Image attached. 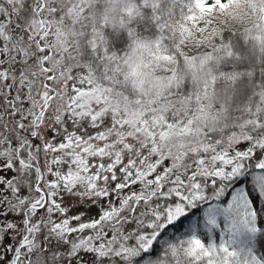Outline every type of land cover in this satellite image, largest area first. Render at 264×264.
I'll return each instance as SVG.
<instances>
[{"label":"snow or ice","instance_id":"1","mask_svg":"<svg viewBox=\"0 0 264 264\" xmlns=\"http://www.w3.org/2000/svg\"><path fill=\"white\" fill-rule=\"evenodd\" d=\"M250 169L264 0H0V264H264Z\"/></svg>","mask_w":264,"mask_h":264},{"label":"trees","instance_id":"2","mask_svg":"<svg viewBox=\"0 0 264 264\" xmlns=\"http://www.w3.org/2000/svg\"><path fill=\"white\" fill-rule=\"evenodd\" d=\"M259 174V170H248L247 174L245 176H241L239 179L241 180L239 183L238 191L243 189L251 193L252 197H256L259 201V207L264 208V196H261L260 190L258 188L257 184V175ZM259 197V198H258ZM199 215V213H196ZM221 226L223 227V221L221 222ZM221 229L218 228L213 233V238H219V233ZM238 240L241 243H250L251 242V234L247 233L246 231L241 232V234L238 236ZM258 248L264 249V237H260L257 242Z\"/></svg>","mask_w":264,"mask_h":264},{"label":"rangeland","instance_id":"3","mask_svg":"<svg viewBox=\"0 0 264 264\" xmlns=\"http://www.w3.org/2000/svg\"><path fill=\"white\" fill-rule=\"evenodd\" d=\"M257 206H259V201H256Z\"/></svg>","mask_w":264,"mask_h":264}]
</instances>
